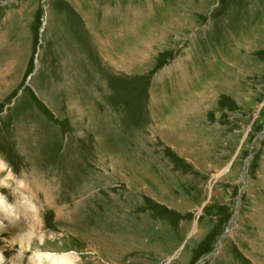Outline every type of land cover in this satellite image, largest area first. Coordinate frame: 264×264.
Masks as SVG:
<instances>
[{
	"label": "rangeland",
	"instance_id": "1",
	"mask_svg": "<svg viewBox=\"0 0 264 264\" xmlns=\"http://www.w3.org/2000/svg\"><path fill=\"white\" fill-rule=\"evenodd\" d=\"M0 160V264H264V0H0Z\"/></svg>",
	"mask_w": 264,
	"mask_h": 264
},
{
	"label": "bare ground",
	"instance_id": "2",
	"mask_svg": "<svg viewBox=\"0 0 264 264\" xmlns=\"http://www.w3.org/2000/svg\"><path fill=\"white\" fill-rule=\"evenodd\" d=\"M195 77H198V76L196 75ZM195 79L197 80L198 78H195ZM213 79L215 81H219L220 80V79H217L216 77L213 78ZM213 79H208L209 81H206V82L201 80V82L202 81L203 82L202 83L200 82V84L198 82H196V81L195 82H190V85H192V86H190L191 88L190 87L188 88L187 85L184 86V87L181 86L182 90L183 89L186 90L188 88L187 91H186V93H187L186 95L187 96H185L184 99H186V98L189 99L190 98V100H187L186 102L177 101L176 104L172 108H170L171 110L168 108V110L170 112L167 115H164V114H162L161 116L157 115L158 114V111H157V113L155 114L156 115L155 118L157 119V122L158 121L162 122V123H160V125L157 126L158 127V131L159 132H163V133H165V134H167L169 136H174L175 135L174 133H176V130L183 129L182 127L184 126V121H185V117H186L185 114H186L187 108H188L187 106L193 104V101H194L193 99L196 98L200 94V88L206 89V87L209 85L208 82H211ZM182 82L184 84L186 81L183 79ZM193 86H196L197 89L195 88V90H192L194 88ZM198 88H199V90H198ZM165 106H167V105H165ZM182 122H183V124H182ZM177 136H178V133H177ZM169 138H170V140L172 139V137H169ZM184 142H185V140H184ZM187 143H188V141H187ZM3 168H4V164L0 160V170L3 169ZM0 203L1 204L4 203V201L1 200V198H0ZM43 257L45 259L49 260L50 264H74L73 257L71 256L70 253H62V254L47 253V254L43 255Z\"/></svg>",
	"mask_w": 264,
	"mask_h": 264
}]
</instances>
